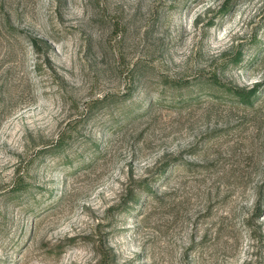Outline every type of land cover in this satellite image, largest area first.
<instances>
[{
  "label": "rangeland",
  "instance_id": "1",
  "mask_svg": "<svg viewBox=\"0 0 264 264\" xmlns=\"http://www.w3.org/2000/svg\"><path fill=\"white\" fill-rule=\"evenodd\" d=\"M0 264H264V0H0Z\"/></svg>",
  "mask_w": 264,
  "mask_h": 264
}]
</instances>
